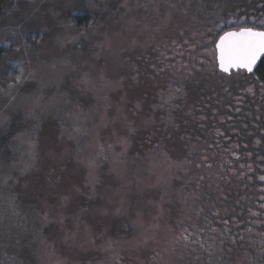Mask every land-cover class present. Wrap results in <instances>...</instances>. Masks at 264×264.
<instances>
[{
    "label": "rangeland",
    "instance_id": "374dc122",
    "mask_svg": "<svg viewBox=\"0 0 264 264\" xmlns=\"http://www.w3.org/2000/svg\"><path fill=\"white\" fill-rule=\"evenodd\" d=\"M243 2L7 1L0 264H188L200 235L194 264H264V188L233 200L242 181L225 171L238 165L216 155L230 136L264 154V93L215 63L220 34L264 28ZM208 150L206 206L185 166Z\"/></svg>",
    "mask_w": 264,
    "mask_h": 264
},
{
    "label": "trees",
    "instance_id": "16d2710c",
    "mask_svg": "<svg viewBox=\"0 0 264 264\" xmlns=\"http://www.w3.org/2000/svg\"><path fill=\"white\" fill-rule=\"evenodd\" d=\"M8 0H0V12L5 8L6 3ZM247 2H248V6H247ZM245 3V0L244 2ZM246 7L244 9V11L246 13H251V17L253 18H258L259 14L264 13V0H247L245 3ZM233 8L229 9L232 10ZM216 12V11H214ZM212 12V13H214ZM210 13V14H212ZM235 11L233 13L227 14L226 12H224V15H232L234 14ZM83 20V21H82ZM87 17H83V18H76V21L79 22V24H82L84 22H86ZM259 20L256 19L254 20V23H252L251 21L247 20L245 23H242L241 26H238V28H234L232 30L229 31H238L240 29H252L255 31H264V28H262L261 26H257ZM226 31V32H229ZM224 32V33H226ZM223 33V34H224ZM222 34H220L219 36H221ZM218 36V37H219ZM218 37L216 38V40L218 39ZM215 40V42H216ZM2 54V51L0 50V56ZM217 70V68H216ZM218 72V71H217ZM219 73V72H218ZM236 73H243L244 77H242V79L246 82H248L247 86H251V87H255L257 89H259L262 93H264V57L262 58V61L258 67V69L253 73V74H246L242 71H238ZM236 73H232V74H236ZM221 74V73H219ZM232 74H230L229 76H231ZM223 75V74H221ZM225 77H229L226 75H223ZM217 101H213L212 104H215ZM248 104L247 100H245V102L243 103V105ZM227 105H229L228 107L230 108V111H228L227 113H231L232 110V106L228 103ZM239 111H246V109H243V107H239L238 108V112ZM239 115V114H238ZM230 117H232V115H228ZM264 117V116H263ZM256 132H260V137L264 138V129L262 130H256ZM235 141L234 137L230 136V139L225 138V137H221L218 141V149L219 152L216 153L217 157L220 158V160H222L224 163H231V164H236L238 166H231L229 170H226L225 172H230L229 174H231L232 176H234L233 174H236L237 177L236 179H240L242 181L241 184L237 185H233V192H232V199L236 200L238 199L241 194L237 189H241L244 188V195L246 196V199L250 196H252V194H256L254 192H252L251 190L254 187H259L260 189L264 188V160H260V159H264V154H251L250 156H248L245 152L247 151V149L242 148L240 150L236 149L234 147V142ZM237 140V139H236ZM247 142L250 141H246L245 143L247 144ZM210 147V145H209ZM256 151V150H255ZM253 151V152H255ZM261 157H260V156ZM259 156V157H258ZM211 157V152L205 151L201 154L198 155V157H195V161L200 164L203 165V167H196V169H191L188 166L186 167V170L188 171H192L194 174H197L201 179L199 186L201 189V191L198 193V204L200 203H204L207 206L208 200H210V198L208 199V196H210V194L208 193V191L204 190L202 191V185L204 182V186L206 184V182H208L207 179H209V165L211 164L210 158ZM250 158V159H249ZM191 173V172H190ZM221 180V179H220ZM203 181V182H202ZM237 185V186H236ZM262 187V188H261ZM258 198L257 200H264V195H262L260 197V195L258 194ZM236 206H237V202H235ZM241 211L244 214H247V210L246 209H241ZM247 216V215H246ZM232 229L234 230V227H230V231H232ZM229 231V232H230ZM235 231V230H234ZM237 230L235 231V233H233L234 235L236 234ZM232 234V233H231ZM200 235V240L197 241V239L195 240L194 238H192V236H190L188 243L190 244L189 246H186L183 248L182 250V255L184 256L185 260L187 259L188 264H194L195 261V254L194 252L196 251V246L204 244L205 243V239L203 240V236ZM245 238L250 237L249 233H245L244 234ZM243 237V238H244ZM244 238V239H245ZM206 248L204 249V258L206 259ZM210 258V257H209ZM213 259V258H212ZM184 260V261H185ZM182 261V262H184ZM181 262V263H182Z\"/></svg>",
    "mask_w": 264,
    "mask_h": 264
},
{
    "label": "snow or ice",
    "instance_id": "6c2138e0",
    "mask_svg": "<svg viewBox=\"0 0 264 264\" xmlns=\"http://www.w3.org/2000/svg\"><path fill=\"white\" fill-rule=\"evenodd\" d=\"M217 60L221 72L231 69L251 72L257 59L264 56V32L242 29L239 32H227L216 44Z\"/></svg>",
    "mask_w": 264,
    "mask_h": 264
},
{
    "label": "water",
    "instance_id": "95a60500",
    "mask_svg": "<svg viewBox=\"0 0 264 264\" xmlns=\"http://www.w3.org/2000/svg\"><path fill=\"white\" fill-rule=\"evenodd\" d=\"M241 30H242V29H240V30H238V31H229V32H239V31H241ZM253 31H255V30H253ZM257 32H264V31H257ZM226 33H227V32H226ZM223 35H225V33L222 34L221 36H223ZM221 36L218 37V39L216 40V42H215V44H214L215 63H216L217 71H218L219 73H221V74H223V75H226V76H229V75L232 74V73H236V72H238V70H236V69H231L229 73H224V72H221V71H220V69H219V65H218V60H217L218 53H217V50H216V44L219 43V40H220V37H221ZM263 57H264V56H261V57H259V58L257 59V62H256L255 65H253V70H252L251 72H249V71H247V70H239V71H242V72H244V73H246V74H253V73L258 69V67H259V65H260V63H261Z\"/></svg>",
    "mask_w": 264,
    "mask_h": 264
}]
</instances>
